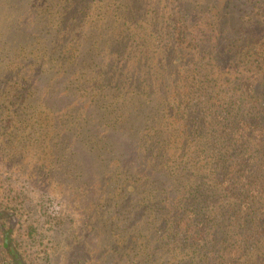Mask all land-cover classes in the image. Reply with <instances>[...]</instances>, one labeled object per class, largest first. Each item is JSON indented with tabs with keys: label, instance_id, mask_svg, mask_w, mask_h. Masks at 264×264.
Returning a JSON list of instances; mask_svg holds the SVG:
<instances>
[{
	"label": "trees",
	"instance_id": "obj_1",
	"mask_svg": "<svg viewBox=\"0 0 264 264\" xmlns=\"http://www.w3.org/2000/svg\"><path fill=\"white\" fill-rule=\"evenodd\" d=\"M0 164L86 263L264 264V0H0Z\"/></svg>",
	"mask_w": 264,
	"mask_h": 264
},
{
	"label": "rangeland",
	"instance_id": "obj_2",
	"mask_svg": "<svg viewBox=\"0 0 264 264\" xmlns=\"http://www.w3.org/2000/svg\"><path fill=\"white\" fill-rule=\"evenodd\" d=\"M1 166L0 207H9L12 212L11 222L6 227L13 226L12 246L17 256L25 264H89L85 261L89 256V241L78 238L79 225L70 222L69 211L60 207V201L54 195L38 189L36 186L40 184L26 181L16 173L3 171ZM49 197L57 203L53 202L46 211L43 204ZM46 212H52V216ZM7 257L0 246V264H11Z\"/></svg>",
	"mask_w": 264,
	"mask_h": 264
}]
</instances>
